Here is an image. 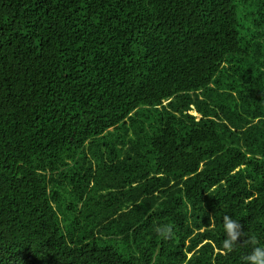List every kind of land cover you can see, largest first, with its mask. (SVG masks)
<instances>
[{
  "label": "trees",
  "instance_id": "1",
  "mask_svg": "<svg viewBox=\"0 0 264 264\" xmlns=\"http://www.w3.org/2000/svg\"><path fill=\"white\" fill-rule=\"evenodd\" d=\"M249 237L264 0H0V264H241Z\"/></svg>",
  "mask_w": 264,
  "mask_h": 264
},
{
  "label": "clouds",
  "instance_id": "2",
  "mask_svg": "<svg viewBox=\"0 0 264 264\" xmlns=\"http://www.w3.org/2000/svg\"><path fill=\"white\" fill-rule=\"evenodd\" d=\"M222 230L224 238L221 241V248L227 254L233 252L239 245L238 239L244 233L241 232V225L231 215H223ZM157 235L162 240L171 239L174 236L171 225H162L156 229ZM251 250L241 257V264H264V243H260L255 237L248 238Z\"/></svg>",
  "mask_w": 264,
  "mask_h": 264
},
{
  "label": "rangeland",
  "instance_id": "3",
  "mask_svg": "<svg viewBox=\"0 0 264 264\" xmlns=\"http://www.w3.org/2000/svg\"><path fill=\"white\" fill-rule=\"evenodd\" d=\"M192 112V111H191ZM192 114H194V113H192ZM195 115V114H194Z\"/></svg>",
  "mask_w": 264,
  "mask_h": 264
}]
</instances>
